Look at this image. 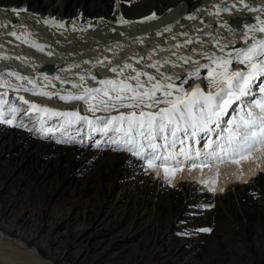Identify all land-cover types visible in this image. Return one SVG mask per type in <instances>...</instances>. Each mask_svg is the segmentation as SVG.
I'll return each mask as SVG.
<instances>
[{
    "label": "bare ground",
    "instance_id": "bare-ground-1",
    "mask_svg": "<svg viewBox=\"0 0 264 264\" xmlns=\"http://www.w3.org/2000/svg\"><path fill=\"white\" fill-rule=\"evenodd\" d=\"M59 2L60 0H52L50 7L44 6V1L39 3V0H35L33 3L40 4L39 6L30 4L31 8H22L18 16L11 11L15 8L0 9V57H3L0 59V73H4L2 79L7 81V84L0 85V93L6 94L2 98L11 106L26 109L28 105L18 100L19 96H23L29 103L58 111L79 110L82 115L91 118L93 114L86 111L87 105L83 102L65 103L55 95L48 99L34 95L31 91L25 92L24 88L31 89L33 85L7 73L15 72L22 77H28L34 81L37 90L60 94L82 91L72 87L73 83H80L81 75L86 77L85 85L98 87L92 76L97 79L116 78V74L110 69L122 67L124 63L132 65V69L158 76L156 68L144 67L156 63L160 72L173 78H187L194 65L191 62L185 64L178 60V57L190 56L192 60L206 64L208 61L194 53L193 49L196 52L204 49L210 53H218L215 46L217 39L219 44L228 45L229 48L241 47L242 33L246 31L242 29L241 22L245 25L253 24L256 16L264 18V12L249 11L241 0H162V6H157L156 11L152 7L156 0H138L133 2L136 6L122 7L127 14H116L118 18L127 15L136 19H126L133 23L122 26L115 24V21H109L108 6H88V3L84 4V1L80 0L79 4L85 6L77 10L80 19L75 22L69 19L57 21L64 24L61 28L53 25L51 21L48 24L44 22L45 18L55 17L56 14L61 16V13H64L65 16H70L71 7ZM244 2L250 3L253 8H264V0ZM103 3V0H97L98 5ZM225 3L235 4V7L227 12L216 7ZM1 6H7V0H0ZM153 13L157 19L145 23L135 22ZM187 15H194L196 18L186 19ZM88 17L91 20L86 21ZM226 22H234L233 27L237 31L229 30ZM221 24L225 26L221 27ZM74 25L76 30H73ZM168 26H171V31H165ZM13 31L21 38L7 35ZM158 32L162 34L157 35ZM182 33L187 35H181ZM254 35L258 39L264 38V33L257 32ZM25 38L27 43L23 42ZM189 39L192 43L185 47H176ZM33 43L46 47L43 51H38L30 46ZM85 61L88 63H84ZM100 61H103L102 65ZM173 62L177 66L174 67ZM132 69H126V74L134 75ZM206 74L207 70L201 69V77ZM142 79L146 80V77ZM194 82L207 87V81L204 79L189 80L184 87L187 88ZM176 83L179 84L180 81L177 80ZM251 110L257 111L255 108ZM120 111L126 112L128 109L122 108ZM107 114L103 111L95 113L97 116ZM17 117L24 125L18 131L15 127L0 125V162L2 157L7 160L15 158L17 149L24 143L28 149L24 152L27 159L39 160L42 155L45 157L44 155L55 151L54 162L61 160L64 164L75 163L67 176L72 182L77 180L76 177L80 173L89 171L94 165L98 166L95 171H91H94L93 174H88V192L96 197L97 207L105 209L104 217L110 213L117 215L113 228L117 229L119 234L112 235L106 241H93L90 240L91 234L96 233V230L98 234L102 229L94 228L88 231L89 223L75 224L77 216H71L72 213L56 215L52 221L46 223L44 219H35L30 212L14 216L6 209L0 210V264H116L107 258L105 248L98 251L96 247L92 249V245L98 246L103 242L101 246L109 248L118 243L125 246V241L132 237L127 234L133 235V230L134 234L136 233V248L132 247L134 245H131V248H135L137 254L141 253V249L152 252L157 248L169 247L171 251H176L182 247L224 249L233 246L241 248L239 253L235 250L236 254H239L236 264H264V231L258 233L255 230H264V148L253 151L250 158L240 161L239 166L226 161L213 163L202 171L197 168L189 172L187 167L183 171L177 170L169 185L165 182L162 169L154 168L155 176L150 172L146 174L138 167L139 162L128 153L111 150L114 147L112 140L119 135L114 131L107 134L92 131L83 122L62 126L63 120L60 117H46L41 120L37 114L23 112L18 113ZM16 133L20 135L16 136ZM212 136L214 138L215 133ZM58 140L64 142L57 143ZM96 144L100 147L97 148ZM55 146L60 148L48 150L49 147ZM89 149H93L91 155L87 151ZM42 167H45L46 174L52 171L50 165L44 164ZM217 172L218 176L215 175ZM213 179L215 191H209ZM204 181L207 183H203ZM93 183L97 186H93ZM81 185L82 182L79 187ZM127 213L132 214V218L124 232L122 215ZM59 225L61 228L57 230ZM202 228H210L211 231H198ZM185 236L187 238H184ZM136 252L132 253V258L124 259V262L138 264V258H141L142 262L147 256H151L150 252H146V255L143 252L145 257L137 255ZM237 258L240 260L237 261Z\"/></svg>",
    "mask_w": 264,
    "mask_h": 264
},
{
    "label": "snow or ice",
    "instance_id": "snow-or-ice-1",
    "mask_svg": "<svg viewBox=\"0 0 264 264\" xmlns=\"http://www.w3.org/2000/svg\"><path fill=\"white\" fill-rule=\"evenodd\" d=\"M128 2L131 3L132 0ZM241 2L249 11L264 12V8H253L250 3L244 0ZM216 7L220 11L227 12L235 7V4L225 3ZM11 11L19 15L16 9ZM157 18L153 13L135 22L145 23ZM185 18L195 19L196 17L187 15ZM254 19L253 24L245 25L241 22L242 29H246L242 33L241 47L229 48L228 45L219 44L217 39L215 46L218 48V53H210L204 49L199 52L192 50L207 60L206 64L192 60L190 56L178 57V60H182L185 64L191 62L194 65L187 78H173L160 72L156 63L147 64L144 67L156 68L158 76L132 69V65L124 63L122 67L110 69L116 74V78L97 79L92 76L91 78L98 83V87L85 85L86 77L81 75L80 83H73L72 87L82 91L60 94L37 90L34 81L28 77L8 72L7 75L27 80L33 85L31 89L24 88L25 92L31 91L34 95H41L48 99H52L55 95L65 103L83 102L87 105L86 111L93 115L90 118L88 115H82L79 110L58 111L29 103L23 96H19L18 100L28 105L26 109H21L18 106L9 105L8 101L2 98L6 94L0 93V125L24 127L17 117L18 113L23 112L37 114L41 120L46 117H60L63 120L62 126H72L83 122L92 131H102L105 134L114 131L119 135L112 140L114 147L111 150L128 153L139 162L138 167L146 174L154 168L162 169L165 182L169 185L176 171H183L185 167L189 172L197 168L202 171L213 163L219 164L226 161L239 166L240 161L250 158L253 151L264 148V38L258 39L254 35L257 32L264 33V18L256 16ZM49 21L56 27H64V24L57 22L55 17L45 18L44 22L48 24ZM117 23L123 26L133 21H128L121 16ZM226 23L229 30L237 31L233 27L234 22ZM73 30H76L75 25ZM165 31H171V26L166 27ZM161 34L157 33V35ZM7 35L21 38L15 31ZM181 35L186 36L187 33ZM23 42L27 43V38ZM190 43L192 40L189 39L184 44H177L176 47H185ZM30 46L38 51H43L46 47L35 43ZM99 63L102 65L103 61ZM74 66L79 67V65ZM173 66H177L175 62ZM126 69H132L135 74H126ZM201 69L207 70L206 76L201 77ZM3 75L4 73H0V85L7 84V81L2 79ZM142 77H146V80ZM197 79L207 81V91L200 86L192 88L191 91L184 87L189 80ZM177 80L180 81L179 84L176 83ZM132 81L135 83L133 84ZM122 108L128 111H120ZM253 108L257 111H252ZM230 109L232 114L229 116ZM98 111L108 114L97 116L95 113ZM112 112L116 114L113 115ZM225 116L229 118L225 120ZM213 133H215L214 138ZM202 140L204 141L202 147H196ZM63 142L57 141V143ZM96 147L99 148L100 145L96 144ZM215 175L218 176L219 173ZM208 190L215 191V179ZM198 231L210 232L211 229L202 228Z\"/></svg>",
    "mask_w": 264,
    "mask_h": 264
},
{
    "label": "rangeland",
    "instance_id": "rangeland-1",
    "mask_svg": "<svg viewBox=\"0 0 264 264\" xmlns=\"http://www.w3.org/2000/svg\"><path fill=\"white\" fill-rule=\"evenodd\" d=\"M34 1L35 0H28V1L27 0H14V1L7 0V6H1L0 9L3 8L5 10H7V9L10 10L11 8H16V9L25 8L27 10L28 8H31L30 4H32V6H39L40 5V4H34L33 3ZM43 1H44V6H48V5H50L49 3L52 0H39V3H42ZM78 1H80V0H77V1L76 0H70V1L66 0V2L63 3L62 0H60V2H59L60 4H65V6L71 7L70 16H65L64 13H61V16H57V14H56V15H54L56 21H61L62 19L63 20L69 19V20H74V22H75L78 19H80V18L76 19L73 16V15L79 16L80 13L77 12V10L81 7L82 8L85 7V6H82L83 4L82 5L79 4L80 2H78ZM83 1H84V4L88 3V6H105V7L108 6L110 8V11L107 14H109L108 16L110 17V16H112L114 8L115 9L117 8L116 6H123V5L136 6V3H133V2H137L138 0H132L131 3H129L128 0H119V2H118V0H103L104 3L100 4V5L97 4V0H92V1L91 0H83ZM158 1L160 2V4H158L159 3ZM161 1L162 0H156V3L154 4V6H152L154 11H156L157 6H162L163 2L161 3ZM51 6L52 5H50V7ZM113 6H114V8H113ZM63 8H65V7H63ZM86 21H88V19ZM15 130L18 131L19 128H16ZM15 135L19 136L20 134L16 133ZM39 148H42V147H39ZM57 148H60V147H58V146L49 147L48 150L54 151ZM18 149H17L18 152L16 151L17 155L15 154V158H11L10 160H7V159H5V157H2L1 162H0V210L6 209V211H10L12 214H14V216L21 215V214L26 215L30 212L34 216L35 219H39V220L44 219L45 221H47L46 223H49L50 221H52L56 215L64 216L66 214L72 213L73 215H71V216H73V217L77 216L75 219L76 221H74L75 224L78 222L85 223V224L89 223V226L87 227L88 231H92V229H94V228H97V229L101 228L102 229V232H100L98 234H96L98 232V230H96L97 231L96 233L91 234L90 240L93 239V241H96V240L106 241L109 238H111L112 235L119 234L117 229L113 228L115 226L114 224H115L117 215L110 213V215L107 214V217H104L103 214L105 213V209L100 208L101 206L97 207L96 197H94L93 195L90 194V192H88L89 191L87 188L88 174L89 175H91V173L93 174L94 171L98 168V166L94 165V166H92V168L89 171H84L85 173L84 172L80 173L76 177V179L78 181L75 180L74 182H72L73 180L69 181L67 176L70 174L75 163L73 165H70V163L64 164V162H61V160H60V162H54L55 161V158H54L55 151H54V153H52L50 155H44L45 157H43V155H42L39 160H31V159H27L26 157H24V152L26 153L28 151L26 144L23 143L22 145H20V147ZM87 151L90 153V155L93 153V149H89ZM18 155H19V157H18ZM77 159L82 160V158H79V157H77ZM44 164L50 165V169H52V171L49 174L45 173L46 169H45V167L44 168L42 167V165H44ZM59 168H60V170H59ZM92 170H94V171L91 172ZM155 170L152 169L150 171L152 176L153 175L155 176V172H154ZM25 172H26V174H25ZM60 172H63V173L61 174ZM5 173H7L8 175ZM44 173L47 176L44 175ZM64 175H65V177H64ZM32 178H34V179H32ZM37 179H39V180H37ZM48 181H49V183H48ZM58 181H60V183ZM78 182H79V185L82 182V185H81L82 187L81 186L79 187ZM97 183H98V181H97ZM53 184H54V186L52 187ZM9 185L11 187H9ZM93 186H97V184L93 183ZM14 190H16L15 191L16 193L14 192ZM74 191H75V193H73ZM54 193H55V195H54ZM84 195H86V196H84ZM58 196H59V198H58ZM55 197H57V198H55ZM85 198H88V199H85ZM91 200H93V201H91ZM84 201H86V202L84 203ZM98 208H100V209H98ZM123 215H122V229L124 232H126V225H128L129 220L132 218V214L127 213L126 215H124V216ZM59 228H61V225L56 227L57 230H59ZM255 230L258 233L261 231H264L262 228H260V229L255 228ZM134 232H135V230L132 231L133 235L127 234L128 236H132V237H131V239L128 238L127 239L128 241H125V242H127L125 244V246H120V244L118 243L119 246L114 245L113 247L109 248V247L101 246L104 244L102 242L98 246L92 245V247H93L92 249H94L96 247V249L98 251H100L101 249L105 248L104 250H105V252L107 254V258L110 260V262H113L116 264H126V261L124 262V259L132 258V256H131L132 253L136 252V249H135L136 248L135 247V245H136V233L134 234ZM186 236L184 238H187ZM131 245H134L132 247H135V248H131ZM218 249H219V251H218ZM224 249H222V248L220 249L218 247L213 248V249H211V248H200V247L193 249L191 247H187V248L182 247L181 249H177L176 251H171V248L169 247V248H157V249L152 251L153 253L151 251H149L148 249L147 250L141 249V253L137 254V252H136V254L137 255H140V254L146 255V252H148V253L150 252V254H151V256H147L146 260L144 259L142 262L140 261L141 258L137 257L139 260L138 264H140V263L141 264H213V263L214 264H231V263L236 264V257H237V255L239 256V254H236V251H237V253H239L241 248L232 246V247H224ZM133 250H134V252H133ZM177 251H179V252H177ZM143 252H145V253L143 254ZM228 252H229V254H228ZM152 254H154V255H152ZM145 255H144V257H145ZM225 255H226V257H225ZM233 255H234V257H233ZM190 258H192V259H190ZM221 260H222V262H221ZM238 260H240V259L237 258V261Z\"/></svg>",
    "mask_w": 264,
    "mask_h": 264
},
{
    "label": "water",
    "instance_id": "water-1",
    "mask_svg": "<svg viewBox=\"0 0 264 264\" xmlns=\"http://www.w3.org/2000/svg\"><path fill=\"white\" fill-rule=\"evenodd\" d=\"M114 7V6H113ZM116 7H119V6H116ZM122 7H131V6H121L118 10H116L114 8L113 10V13H112V16L108 17L109 18V21L113 22L115 21V24H119L117 23V20L119 19L116 14L120 13V14H127L125 10L122 9ZM16 9V8H15ZM22 9V8H21ZM21 9H16V10H21ZM24 9V8H23ZM52 17V16H51ZM76 19L80 18L79 16H74ZM124 19H133V18H129L127 15H125V17H123ZM87 19L91 20L90 17H88ZM133 20H136V19H133Z\"/></svg>",
    "mask_w": 264,
    "mask_h": 264
}]
</instances>
